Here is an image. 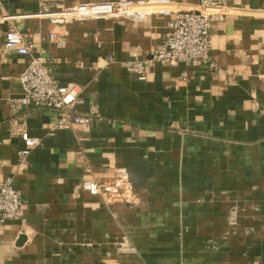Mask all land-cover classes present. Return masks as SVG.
I'll list each match as a JSON object with an SVG mask.
<instances>
[{"label": "crops", "instance_id": "1", "mask_svg": "<svg viewBox=\"0 0 264 264\" xmlns=\"http://www.w3.org/2000/svg\"><path fill=\"white\" fill-rule=\"evenodd\" d=\"M46 0L50 10L85 2ZM198 0L146 4L135 19L36 15L40 0H0V181L21 191V217L0 222V264H264V0H225L205 63L150 60L169 16ZM35 43L3 48L9 28ZM55 38L51 40L50 34ZM112 60L107 62L106 55ZM44 55L81 93L87 124L23 107L19 74ZM144 60L146 78L121 62ZM25 129L38 139L20 167ZM124 169L136 203L83 188ZM24 219V222H22Z\"/></svg>", "mask_w": 264, "mask_h": 264}, {"label": "built area", "instance_id": "2", "mask_svg": "<svg viewBox=\"0 0 264 264\" xmlns=\"http://www.w3.org/2000/svg\"><path fill=\"white\" fill-rule=\"evenodd\" d=\"M41 1V10L36 15L47 16L53 23L61 24L68 19L94 18H128L141 17L144 12L139 10L148 3L167 5L169 0H121L115 2L99 1L85 2L64 7L60 10H50L46 0ZM225 0H198V8L193 10L173 11L160 10L168 15L166 31L161 44L151 52L150 60L162 65L205 63L211 70L217 64L211 59L210 26L214 20H221L223 14L218 12ZM49 38L53 40L52 33ZM35 47L28 34L17 28H9L3 36V48L19 55H30ZM105 60H112L111 54ZM144 60H129L121 62L128 71L146 78ZM22 89L19 102L23 107L46 109L55 112V127L65 128L70 124H87L95 108L89 115L75 113L73 104L78 101L81 90L76 84L62 85L54 75V64L44 55L31 56L28 64L18 76ZM24 148L18 157L21 168H26L30 149L38 143V139L29 135L25 129H18ZM83 188L92 195L100 196L109 201L136 203L132 184L124 169H119L112 179L99 181L90 178L83 182ZM23 203L21 191L12 185L11 178L0 181V222L21 217ZM24 222V219H22Z\"/></svg>", "mask_w": 264, "mask_h": 264}]
</instances>
